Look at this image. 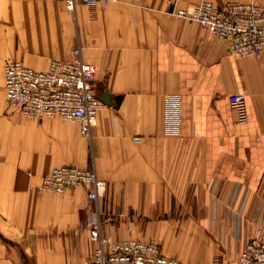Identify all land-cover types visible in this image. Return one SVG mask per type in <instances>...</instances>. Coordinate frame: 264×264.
Returning a JSON list of instances; mask_svg holds the SVG:
<instances>
[{
	"label": "crops",
	"instance_id": "obj_1",
	"mask_svg": "<svg viewBox=\"0 0 264 264\" xmlns=\"http://www.w3.org/2000/svg\"><path fill=\"white\" fill-rule=\"evenodd\" d=\"M199 1L77 0L69 10L65 0H0V264H19L20 253L75 264L95 222L111 240H155L184 264H236L264 232V51L231 55L173 13ZM75 47L95 67L99 98L110 94L90 137L73 120L23 117L5 99L7 62L45 69ZM235 92L245 122L228 103ZM61 165L93 168L103 195L39 189Z\"/></svg>",
	"mask_w": 264,
	"mask_h": 264
},
{
	"label": "built area",
	"instance_id": "obj_2",
	"mask_svg": "<svg viewBox=\"0 0 264 264\" xmlns=\"http://www.w3.org/2000/svg\"><path fill=\"white\" fill-rule=\"evenodd\" d=\"M77 0H65L66 8L74 10ZM86 8L110 0H78ZM173 13L196 22L212 36L227 43L228 52L237 57L260 56L264 51V5L254 2L227 1L221 5L200 0L189 8H178ZM69 60L52 59L45 69H35L20 60L4 66L6 104L23 117L57 116L78 122L80 133L91 136V127L104 103L95 89V67L82 59L80 47L71 50ZM236 113L237 122L248 118L243 92L227 96ZM77 186L86 189L89 201L103 195L106 182L97 177L91 167L61 165L52 168L42 179L41 188L64 194ZM95 251L86 264H184L176 257L167 256L155 240L130 238L111 240L101 231L99 222L89 229ZM220 264V256L212 259ZM236 264H264V232L256 231L241 248Z\"/></svg>",
	"mask_w": 264,
	"mask_h": 264
},
{
	"label": "rangeland",
	"instance_id": "obj_3",
	"mask_svg": "<svg viewBox=\"0 0 264 264\" xmlns=\"http://www.w3.org/2000/svg\"><path fill=\"white\" fill-rule=\"evenodd\" d=\"M49 117H57V116H49ZM64 120H66V119H64ZM39 189L46 191V192H49L50 194H53V195H61V194H55V193H52L48 190L42 189L41 186ZM95 248H96V243L94 241L90 240V238L88 241H84L83 244L80 246V252L75 254V264H86L85 263L86 260H88L92 256L93 252L95 251ZM39 255L43 258L44 263L48 259L50 260V254L43 253V254H39ZM79 257H81L83 259L78 260ZM19 260H20L19 264H34L33 258L29 254L20 253L19 254Z\"/></svg>",
	"mask_w": 264,
	"mask_h": 264
},
{
	"label": "water",
	"instance_id": "obj_4",
	"mask_svg": "<svg viewBox=\"0 0 264 264\" xmlns=\"http://www.w3.org/2000/svg\"><path fill=\"white\" fill-rule=\"evenodd\" d=\"M109 99H110V94L109 92L106 90L103 95L101 96L100 100L103 102V103H109ZM115 101L117 104H119L120 102V96H116L115 97Z\"/></svg>",
	"mask_w": 264,
	"mask_h": 264
}]
</instances>
